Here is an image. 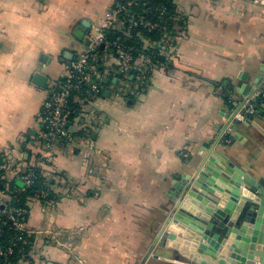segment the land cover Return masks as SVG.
I'll return each mask as SVG.
<instances>
[{
  "label": "crops",
  "instance_id": "crops-1",
  "mask_svg": "<svg viewBox=\"0 0 264 264\" xmlns=\"http://www.w3.org/2000/svg\"><path fill=\"white\" fill-rule=\"evenodd\" d=\"M115 2L0 0V159L31 165L43 102ZM174 4L164 43L141 33L130 39L158 55L150 67L140 63L141 75L121 76L112 50L101 49L91 80L99 92L75 98L69 138L42 169L51 199H24L34 234L19 264H190L152 244L173 184L217 140L216 150L264 186V102L253 104L261 115L249 123L229 122L239 83L258 79L255 94L264 93V0ZM37 73L45 87L33 83Z\"/></svg>",
  "mask_w": 264,
  "mask_h": 264
},
{
  "label": "water",
  "instance_id": "water-1",
  "mask_svg": "<svg viewBox=\"0 0 264 264\" xmlns=\"http://www.w3.org/2000/svg\"><path fill=\"white\" fill-rule=\"evenodd\" d=\"M89 26L82 22L76 38L82 40ZM46 82L39 73L33 76L39 87ZM257 83L258 79L253 85H237L229 122L247 109V100L259 102ZM253 109L254 114L240 121L249 123L261 115ZM216 144L219 140L210 150L206 144L201 166L173 184L169 215L152 248H164L175 260L184 258L190 264H264V186L216 150Z\"/></svg>",
  "mask_w": 264,
  "mask_h": 264
},
{
  "label": "built area",
  "instance_id": "built-area-1",
  "mask_svg": "<svg viewBox=\"0 0 264 264\" xmlns=\"http://www.w3.org/2000/svg\"><path fill=\"white\" fill-rule=\"evenodd\" d=\"M165 12L162 0H121L114 3L101 24L90 32L89 46L66 67L59 88L51 91L43 102L40 112L41 129L38 132L41 147L35 150L31 165L22 169L20 166L12 167L7 158L0 160V227L10 224L12 229V234L5 240L0 239V264H10L9 259L16 247L20 243L26 244L25 236L34 234L26 226L29 211L27 205L18 206V203L35 186V195L31 197L33 200L48 197L49 188L40 186L39 175L52 159L56 144L69 138L67 125L76 111L72 101L83 98L91 91L99 92V82L92 83L91 80L98 77L96 68L101 58V46L104 50H112L121 76L141 75L140 63L150 67L157 61L158 55L146 51L130 39L141 31L159 30ZM110 32L113 35L111 37ZM162 37H165V33ZM160 42L164 43L165 38ZM255 95L262 96L263 91ZM246 103L247 109L237 114L235 119L241 120L244 115L256 112L253 104H249L248 100ZM181 155L187 157L185 153ZM8 174L12 178H8ZM16 181H20L22 186H18ZM1 234L0 229V237Z\"/></svg>",
  "mask_w": 264,
  "mask_h": 264
},
{
  "label": "trees",
  "instance_id": "trees-1",
  "mask_svg": "<svg viewBox=\"0 0 264 264\" xmlns=\"http://www.w3.org/2000/svg\"><path fill=\"white\" fill-rule=\"evenodd\" d=\"M118 1H121V0H116V2H118ZM153 3H156V2H153ZM162 3L166 7V12H165V15H164L163 19L161 20L162 23H161L160 29L159 30H154V31H151V32H142L141 31V34L144 35L151 42H156V43L159 42V40L162 38L163 34L164 33H168L169 30L172 29V26H173L172 24H175V22H173L171 20L172 17H176L177 16L176 9H175V4H174V0H162ZM109 35H110V37L113 36L111 32H110ZM131 42H132V40H131ZM132 43H135L138 46H140V44H139V42H137V40H135V42H132ZM262 102H264V93H263L262 96H260V100L257 103V105H260ZM72 105L75 108L77 107V104L75 102H73V101H72ZM75 115H76V111L73 113V115H72L71 118H73ZM38 180H39L40 186H42V188H46V185H44L45 182H44L43 177L39 175V179ZM36 188L37 187L35 186V189ZM35 189L33 187L31 190H29L26 193V195L23 196V198L20 200L18 206H23V202H24V199L26 197H32V196H34L35 195V192H34ZM51 197H52V193L50 192L49 195H48V197L46 199H42V201H44V200L45 201L46 200H50ZM10 203L12 204L13 201L11 200ZM0 229L2 231V234H1V237H0L1 240H5L8 235L12 234V229H11L10 224H8L6 226H1ZM32 238H33V235L25 236L26 244L20 243L16 247V249L14 250L12 256L9 259V263L10 264H17L18 262L27 259L26 255L29 252V249L28 248L30 247L29 245H31Z\"/></svg>",
  "mask_w": 264,
  "mask_h": 264
},
{
  "label": "rangeland",
  "instance_id": "rangeland-1",
  "mask_svg": "<svg viewBox=\"0 0 264 264\" xmlns=\"http://www.w3.org/2000/svg\"><path fill=\"white\" fill-rule=\"evenodd\" d=\"M19 184H21V182H20V181H18V182H17V185H19Z\"/></svg>",
  "mask_w": 264,
  "mask_h": 264
}]
</instances>
